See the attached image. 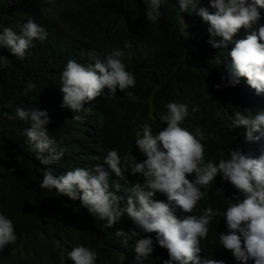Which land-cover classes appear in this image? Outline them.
I'll list each match as a JSON object with an SVG mask.
<instances>
[{"label":"clouds","instance_id":"9594fccd","mask_svg":"<svg viewBox=\"0 0 264 264\" xmlns=\"http://www.w3.org/2000/svg\"><path fill=\"white\" fill-rule=\"evenodd\" d=\"M143 2L147 21L158 22L165 0ZM173 4L180 38H190L187 31L198 21L202 41L192 52L196 54L201 46L222 52L225 70L197 71V90L188 93L186 101L167 104V113L159 116L166 123L141 125L132 151L123 158L112 149L92 169L77 167L58 178L48 169L40 187L79 199L94 219L105 221L106 229L127 216L134 229L114 235L125 236L124 243L135 238L138 260L148 259L154 250L148 261L157 264H264V0H175ZM47 35L45 28L29 19L19 32L10 27L0 31V49L7 48L19 60L28 50L36 57L53 54L54 46L43 42ZM124 53L116 45L82 49L60 68L61 107L72 110V121L94 128L96 135L68 130L61 142L49 134L46 110L18 107L13 114L4 113L9 120L29 125L23 135L41 164L61 161L66 155L62 143L78 139L83 146L96 141L103 128L102 102L121 94L132 96L129 91L140 69ZM9 65L0 56V70ZM35 87L29 82L25 93ZM211 100L215 115H227L226 130L241 127L245 142L257 143L258 157L239 146L230 148L229 156L207 150L212 144L209 132L183 124L189 113H205ZM89 108L97 113L90 116ZM130 182L135 184L121 207V198L111 186L124 190ZM153 240L160 247L154 249ZM26 242L33 245L29 238L17 236L14 222L0 212V264L14 259L17 248ZM206 246L213 247L211 254L205 252ZM96 261L94 250L79 245L65 257L55 252L34 264Z\"/></svg>","mask_w":264,"mask_h":264},{"label":"trees","instance_id":"16d2710c","mask_svg":"<svg viewBox=\"0 0 264 264\" xmlns=\"http://www.w3.org/2000/svg\"><path fill=\"white\" fill-rule=\"evenodd\" d=\"M161 12L158 22L152 23L145 16L143 0H0V31L10 27L19 32L27 20L33 19L48 33L43 42L54 46L53 54L42 57L28 50L23 60L7 48L0 49V56L10 62L0 70V212L14 222L17 236H25L33 243L21 244L7 264H34L55 252L65 257L79 245L94 249L96 264H157L148 261L154 250L148 259L138 260L135 238L124 243L125 236L114 235L118 230L128 234L134 229L127 216L106 229L105 221L94 219L79 199L59 195L55 189H41L40 182L48 169L57 178L77 167L92 169L102 164L103 157L112 149L123 158L132 151L141 125L166 123L159 116L167 113V104L186 101V95L197 90V71L225 70L222 52H213L209 46L199 47L196 54L192 52L202 41L198 21L187 31L190 38L184 39L180 38L175 5L167 3ZM111 45L129 54L133 65L140 69L135 87L129 91L132 96L121 94L118 99L102 102L103 128L96 141L83 146L78 139L62 143L66 149L62 160L47 166L41 164L23 135L29 125L19 119L9 120L4 113L13 114L18 107L46 110L49 134L61 142L68 130L95 134L94 128L72 121V110L61 107L60 68L79 50H99ZM29 82L36 87L25 93ZM214 105L211 100L205 113H189L183 124H195L209 132L212 144H207V150L214 148L229 156L230 148L239 146L258 157L257 143L245 142V130L241 127L226 130L227 115H215ZM88 112L94 116L97 110ZM133 184L130 182L124 190L111 186L110 190L121 198V207L125 206ZM153 247L160 246L154 241ZM212 249L204 248L208 254Z\"/></svg>","mask_w":264,"mask_h":264},{"label":"bare ground","instance_id":"6f19581e","mask_svg":"<svg viewBox=\"0 0 264 264\" xmlns=\"http://www.w3.org/2000/svg\"><path fill=\"white\" fill-rule=\"evenodd\" d=\"M174 3L175 2V0H165V2H164V4L162 5V6H165L167 3ZM245 78V77H244ZM245 80V79H244ZM244 86H248V85H245L244 84ZM245 89H248V88H245ZM186 90H188V91H191L190 89H186ZM255 96V95H254ZM256 98V97H255ZM90 102H92V101H90ZM85 104V103H84ZM86 104H89V102H86ZM89 106V105H88ZM90 109V108H89ZM97 149V147L95 148V150ZM221 184V183H220ZM155 241V240H154ZM156 243V242H155ZM89 248H91V247H89ZM92 249V248H91ZM94 250V249H93Z\"/></svg>","mask_w":264,"mask_h":264},{"label":"water","instance_id":"95a60500","mask_svg":"<svg viewBox=\"0 0 264 264\" xmlns=\"http://www.w3.org/2000/svg\"><path fill=\"white\" fill-rule=\"evenodd\" d=\"M240 37H242V36H240Z\"/></svg>","mask_w":264,"mask_h":264}]
</instances>
